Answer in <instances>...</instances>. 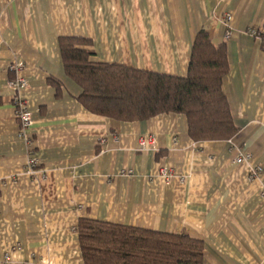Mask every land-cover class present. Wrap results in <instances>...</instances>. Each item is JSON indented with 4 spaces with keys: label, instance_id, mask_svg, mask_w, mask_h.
I'll return each mask as SVG.
<instances>
[{
    "label": "crops",
    "instance_id": "0c3cea01",
    "mask_svg": "<svg viewBox=\"0 0 264 264\" xmlns=\"http://www.w3.org/2000/svg\"><path fill=\"white\" fill-rule=\"evenodd\" d=\"M251 28L264 32V0H0V264H84L81 219L187 235L204 264H264V45ZM201 30L227 45L229 141L195 142L180 114H92L64 69L60 39L73 37L92 62L185 78ZM19 77L38 177L8 88Z\"/></svg>",
    "mask_w": 264,
    "mask_h": 264
},
{
    "label": "trees",
    "instance_id": "16d2710c",
    "mask_svg": "<svg viewBox=\"0 0 264 264\" xmlns=\"http://www.w3.org/2000/svg\"><path fill=\"white\" fill-rule=\"evenodd\" d=\"M89 44L60 39L66 75L82 89L79 101L90 113L122 122L184 115L195 142L229 141L238 134L223 90L227 45H215L205 30L196 36L185 78L92 62L94 54L84 49ZM78 234L84 264H204V243L187 235L89 219L80 220Z\"/></svg>",
    "mask_w": 264,
    "mask_h": 264
},
{
    "label": "built area",
    "instance_id": "2783aa9c",
    "mask_svg": "<svg viewBox=\"0 0 264 264\" xmlns=\"http://www.w3.org/2000/svg\"><path fill=\"white\" fill-rule=\"evenodd\" d=\"M232 16L228 15L225 19L226 24V33H225V40L229 41L234 36V30L232 27ZM250 35L256 37L262 44L264 45V32L256 29L251 28L249 31ZM21 69V65H14L10 67L12 71H18ZM28 82L25 78H18L16 81H11L8 83V88L14 91V99L13 104L16 110V117L20 122V137L26 142L27 144V173L31 176L38 177L40 174L41 162L39 158L36 156L35 149L33 147V119L32 114L28 109V104L21 98V92L26 89ZM155 141L154 138L151 137L149 139V144L154 145ZM141 149H147V143L144 141L141 142ZM250 160V156L247 154H242L238 159L237 163L241 164L243 162H247ZM160 175L163 177H167L170 171L166 168L160 169ZM34 264V263H30Z\"/></svg>",
    "mask_w": 264,
    "mask_h": 264
}]
</instances>
